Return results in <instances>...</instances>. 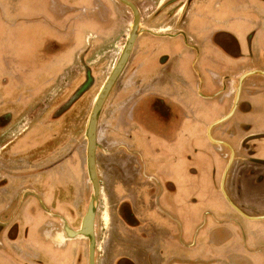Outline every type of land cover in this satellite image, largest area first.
Instances as JSON below:
<instances>
[{"label":"crops","instance_id":"obj_1","mask_svg":"<svg viewBox=\"0 0 264 264\" xmlns=\"http://www.w3.org/2000/svg\"><path fill=\"white\" fill-rule=\"evenodd\" d=\"M55 1L59 6L56 7ZM162 1L134 0L140 24L146 30L135 38L133 46L136 52L133 58L130 54L123 73L132 64L134 71L131 69L124 77L126 89L118 93L119 106L112 117L114 120L120 118L121 112L127 108L128 102L122 99L132 93L134 78L136 84L140 73L142 80H151L154 76L157 82L148 91L169 100L166 104L167 122L159 123L160 127L167 129L149 133L146 145L156 146L158 150L155 159L159 180L171 182L166 186L168 192L162 190L158 197L159 204L167 209L171 218H165L161 213H157L155 218L142 214V239L138 238V231H128L118 224L110 232L108 244L103 246L100 243V255L94 264H145L139 260L140 254L144 258L149 255L152 264H215L217 236L212 234V240H209L208 223L205 228L207 221L203 226L200 223L201 212L208 210L217 216V200H222L215 191V182L219 177L221 184L225 178L226 187L231 188L235 166L231 162L227 165V162L215 159L212 153L216 150L215 142L209 140L206 134L208 126L225 117L211 125L208 132L211 138L226 137L234 146L244 136L264 134V75L248 74L242 79L240 87L247 92L239 95L245 103L241 111H237V99L231 96L236 83L233 78L248 70L258 69L249 59L261 57L264 52V0H218L214 3L188 0L185 4L176 5L166 21L148 22V15ZM110 8L117 15L119 24L115 36L107 40L112 26L108 16ZM162 15L158 16V20ZM0 21L6 27V36L1 40L5 44L1 51L6 54H1L2 58H11L12 62H16L7 65L10 68L7 71L26 74L29 79L44 76L37 86L39 94L33 99V104L37 103L39 96L49 92L66 93L79 84L81 78L79 75L76 77L75 73L80 70L81 64L89 67L93 64L91 68L101 69L98 59L105 58L104 54L109 51L113 39L125 34L130 24L127 9L116 0H24L16 6L1 3ZM26 33L28 39L25 41ZM21 40L25 45L22 52L29 53L19 58L15 48L18 43L21 44ZM161 55L166 56L159 58ZM21 58L26 61V69H20ZM140 62L152 69L148 68L146 74L140 72ZM164 72L170 73L168 80L163 78ZM29 90L33 91V88ZM6 97L10 104L5 105L4 109H11L14 104L28 107L19 98L14 99L13 93L6 94ZM3 101L6 102L4 98ZM135 113L132 120L137 119ZM128 122L127 125L133 126ZM239 122L248 124V130L241 136H236L235 131H230L228 136L224 134V129L234 128ZM11 125L12 122L0 129L5 133L4 140L0 142V264H27L30 262L31 247L38 254L44 253L41 264H78L74 259L77 245L74 239L77 238H70L69 231L63 229L73 218L67 214L58 215L63 226L61 232H54L51 245L43 247L33 244L31 235L43 217L40 208L42 202H34V197H27L26 194L30 188L39 194V198L46 197L47 191L45 195V189L40 184L42 175L47 179V174L59 167L61 172L67 170L69 177H72L63 183L60 181L63 189L60 198L65 205L60 202L57 207L61 211L67 209L73 203L69 188L75 192L78 190L77 183L72 181L74 169L77 171L79 167L76 164L77 156L70 155L67 149L61 153L60 163L49 169L44 166L47 158L25 166L22 163L30 143L27 146L24 144L29 139L19 142L16 136L22 129L12 132ZM105 125L108 124L102 122L104 136L107 132L113 135L119 131L120 124H110L109 130ZM98 134L96 128V139ZM139 134L145 136L144 131L134 128L132 144L136 145L140 140ZM248 143L254 145L253 157L264 158L263 137L251 139ZM248 164L245 166L247 169L259 166L260 171L264 170L262 164ZM241 181L248 182L244 186L246 188L242 185L245 199L241 201L246 202L253 212L264 213V183L255 185L253 174ZM125 196L131 201L134 198L130 193ZM140 199H145V196L141 195ZM9 231L13 234L11 242L7 237ZM231 242L228 239L226 245L229 246Z\"/></svg>","mask_w":264,"mask_h":264},{"label":"flooded vegetation","instance_id":"obj_2","mask_svg":"<svg viewBox=\"0 0 264 264\" xmlns=\"http://www.w3.org/2000/svg\"><path fill=\"white\" fill-rule=\"evenodd\" d=\"M131 1L134 2V0ZM186 2H188V0H185V2H183V0H163L162 3L148 15V22H151L153 20L161 22L162 20L163 22L166 21V18L169 16L170 11L173 10L176 5H181L182 3L185 4ZM134 5L136 7L135 2ZM124 7L127 9L128 18L131 21L130 11L126 6ZM161 14L163 15L160 20H158V16ZM133 48L134 46H132L130 54H132ZM119 51L120 48L106 74H104L102 69L91 68L93 64L90 67L81 64L79 68L80 70H77L75 73L76 77H78L79 75L81 81L70 90L73 91L74 94L70 96L69 99L68 97H65L62 101L56 104L55 109L58 111L61 110L60 113L63 114L56 116L55 120L46 122L45 124H53L58 122L69 110V105L73 103L72 99L74 98L76 92L78 90L80 91L81 88V91L84 90V87L86 86H88V88L93 86L96 83L94 80L95 77L103 75L107 77L117 59ZM193 52L195 53V49H193ZM130 54L128 59L130 58ZM106 55L107 54H104L105 58L103 60H99L100 58L98 59L99 67L104 64V61L108 60V56ZM165 56L166 55H161L159 56V58H163ZM127 62L128 60L126 61L120 75L118 76V83L113 85V88L115 87L114 90L111 89V92L109 94V101L105 102L102 106V122L108 124L105 125V128L109 130L110 124L115 125L117 123V125L120 124V128L118 127L120 132L117 130V132L113 135L110 132H107L105 136L102 134L101 138L102 142L104 143L103 145H101V139H96L97 147L94 154L95 162L96 157L98 156L97 153H101L102 158L101 164L99 162L97 166L95 165L96 178L98 181V200L94 211L92 225L94 241V263L98 255H100V243L103 244V246L108 244L109 234L118 227V224H120L121 228L128 231H132L134 233L135 231H138V238L142 239V237L144 236L143 231H141L142 222L140 220L142 214H147L150 215L151 218H155V215L157 213H161L163 217L171 218L169 213H167V209L160 205L158 202L159 192L164 190L165 193H167L168 187L166 186L168 184L170 185L171 182L168 181L166 183L167 180H159L158 173H156L157 160L155 159L158 150L156 146H149L147 144L149 146L148 150L146 145L150 138L149 133H153V131L156 130L163 131L167 129H163V127H160L159 123L167 122L168 112L166 109V104L169 100L166 97L149 92L148 88L156 84L157 80L154 79V76L151 78V80L147 78L145 80H142V75L140 73V75L136 78V84H134L135 78L133 79L131 85L133 89L132 93L127 98L122 99L123 102H128L127 108L124 109L123 112H121L120 118L118 117L114 120L112 115H116V108L119 106L118 102L120 98L118 97V93L120 91H125L126 82L124 77L129 73V71H131V69H133V64L131 63L132 65H130V67L127 68L126 72L123 73L124 69L126 68ZM148 68L152 69L151 66ZM148 68L146 64L144 66V63L141 62L138 65V69L143 73L147 72ZM163 75V78L167 80L170 78L169 72H164ZM225 81L227 80L225 79ZM224 85L226 86L227 84L225 83ZM127 86H129V84ZM240 86L238 87V90L236 92L237 87L235 83V85L233 86V91L231 93L232 99L233 97H236L237 99V111H241L242 105L245 104L243 100H240L239 95H241V93L247 92L246 90H242ZM250 88L254 89L255 86H251ZM70 101L72 102L70 103ZM52 102L53 101H49L48 106ZM134 111L137 115L136 120H132ZM11 114L12 112H10L9 110H5V112L0 113V122H2L3 120H7V122H10L9 118L11 117ZM99 118L100 116L98 117V121ZM109 120H112V122H110ZM129 120L131 121L128 122ZM127 122L131 123V125L133 126L127 125ZM77 123L78 121L76 122V126L73 128V131L77 130ZM133 127L135 128V130L139 129L145 132V136H141L140 134L138 135L140 136V140L137 142V144L135 143L136 145H134V143L132 144L133 141L131 137L133 136ZM247 130L248 124L245 122H239L234 128L231 127L228 129H224V134L228 136V133H230V131H235L236 136L239 134L241 136ZM77 133L78 131L76 132V134L69 133L70 147L68 152L70 155H75L78 158L79 149L81 147L79 145L80 139ZM49 136L31 139L29 140V142L27 141L24 144L27 146L28 143L31 144V141H33V145L29 144V147H27L28 149L25 150V159L23 160L22 164H24L25 166H30L34 163H38L39 159L43 160L47 158L44 166L46 165L49 169V167L56 166L58 165V163H60V150L63 139L58 137V135L55 133L50 134ZM261 137L264 138V134H251L244 136L243 138H241L237 146L231 145L226 137H212L217 141L215 142V144L213 143L216 148V150L212 152L215 156V159L223 160L224 163H228L230 158L229 162H231L232 165L235 166L233 176L231 177V179H233V181H231V188L226 187L227 182L225 181L226 183H224L225 178L223 179L221 184L219 182V177L215 182V191L222 200L221 202L217 200V203L219 205L217 216H214V214L208 210H203L201 212L200 223L201 226H203L207 221L205 224V228L208 223L209 228L207 230V236L209 237V240H212V234H216L217 236V239L215 240V264H264V228L256 227L254 225L249 226L250 222L255 220L246 217L264 215V213H255L250 209V207H248V205L245 204L246 202H242L245 199L242 190H244L243 187L247 185L248 182L241 181L244 180L248 175L253 174L256 180L253 181L255 185L262 184V182L264 183V170L260 171L259 166L256 168H254V166L249 167L248 169L245 167L249 166L248 163H257L264 165V158H256L252 156L254 145L248 143V141L251 139H258ZM77 158L76 164L79 166V160ZM45 169L43 171H45ZM83 173V183L80 187H78V190H76V192L70 190V188L68 190L69 193L71 192L70 200L73 202L72 205L68 206L67 209L63 208L62 211L57 207L59 206V204L57 203L62 202L64 204V202L60 198V195L62 194L61 183L60 181H57L56 176L52 178L47 177L46 179L45 175H42L43 180L40 184L42 185V189H45L43 190L44 194L47 191V196H44L42 199L39 198V194L33 189L29 188V190H26L27 197H34V202H42V206L40 208L43 212V217L35 228L33 235H31L34 245H40L43 247L45 245H51V238H53L54 232H61L63 226L60 224V221L57 218L58 215L65 216V214H67L68 217H73L71 218L72 221H68V225H65V227L63 226V229L69 231V233L70 228H78L80 219L84 214L88 197L91 191V184L86 181V171L84 165ZM209 175H211V171L209 172ZM128 193L134 196L132 201L125 196ZM141 195L142 197L145 196V199L141 200ZM226 198L236 208L232 207ZM101 207L103 209L101 211L102 214L100 215ZM76 219L77 221H75ZM35 231H38L37 233H39L40 236H38ZM12 236V231H9L7 233V237L9 239L8 241H13ZM228 239H231L232 241L229 246L226 245ZM74 240L75 242H77L74 255L75 261H77L78 264H88L87 239L77 238ZM222 245H224L223 248ZM30 249L31 255L28 257L30 262H28L27 264H38V261H40L44 257V253L38 254V252L34 248L31 247ZM139 260L144 261L145 264H152L149 255H146V257L144 258L143 255L140 254ZM41 263H43V261H40V264Z\"/></svg>","mask_w":264,"mask_h":264},{"label":"rangeland","instance_id":"obj_3","mask_svg":"<svg viewBox=\"0 0 264 264\" xmlns=\"http://www.w3.org/2000/svg\"><path fill=\"white\" fill-rule=\"evenodd\" d=\"M22 2H24V0H0V6H1V3L5 6H11V5L16 6L18 3H22ZM209 2L214 3V2H218V0H208V3ZM132 3L134 4V2ZM55 4H56V7L59 6L57 1H55ZM207 6L211 8L208 4ZM24 7H25V4H24ZM114 14L115 13L110 8V13H108V16L110 17L109 19L111 20L112 26H110V30L107 33V36H108L107 40L113 37V35L116 33L117 26L119 24L117 15L115 16ZM18 15H21V12H18ZM130 18H131V12H130ZM129 22H130V19H129ZM5 28H6L5 25H3V23L0 21V113L5 112V110L7 111V109H4L5 105L10 104V102L8 101L6 97V94L9 93L11 95L13 93L14 99L19 98L20 101H24L26 103L25 105L28 106V107H22V106L18 107L17 106L18 104H14L13 107H10L11 109H8L10 112H12L11 117L9 118V121L12 122V125L10 126L11 127L10 131L16 133L22 129L20 134L16 136V139L19 142H22L23 140L27 141L28 139L31 140V139H36V138H42L43 136L48 137L50 134L55 133L58 135V137L63 139L60 153H63L70 147L69 133L76 134V132L78 131L77 134L79 135V139H80L79 145L81 147L79 149V157H78L79 167L77 171L74 169L75 176L73 177L72 181L76 182L77 186L80 187L81 184L83 183V177H84L83 165L85 166V139L83 138V132L86 126V121H87L93 100L96 94L98 93L106 77L104 75L95 77L94 80L96 83L90 88H88V86L84 87V90H82L77 96H75L72 99L73 103H71L72 101H70L71 104L69 105V110L58 122L53 123V124H45L46 122L55 120L56 116L63 114V113L62 114L60 113L61 110L58 111L55 109L56 104L62 101L65 97L66 98L68 97L69 99L70 96L74 94V92L70 90L62 94H58L55 92H49L45 96H39L37 98V103L33 104L34 103L33 99L37 97L39 94L37 86L40 83L41 79L44 78V76H38L36 79H29L26 74L22 75V73H18L15 70L13 72L7 71V69H10L7 67V65H10V64L14 65L16 62H12L11 58L3 59L1 55L5 53L4 51H1V49L5 45L4 43H1V40L5 38L6 36ZM125 34H122L121 36L114 38L112 44L109 45V51L105 53L107 54L106 56H108V60L104 61V64H102L100 67L102 71L104 72V74H106V72L109 70L110 65H112V62L119 48H121V45L125 38ZM27 36H28V33L24 35V38H26ZM27 39L28 38L24 40L26 41ZM24 46L25 45L23 44V41L21 40V44L18 43V45L15 48V51L16 53H18L19 58L21 56L23 57L25 53H29V51L22 52L24 49ZM37 51L38 50H36V52ZM132 51L133 52H132L131 58H133L134 52H136L135 48H133ZM20 52L22 53L20 54ZM249 60L250 61L252 60L251 63L257 65L258 69L264 71V52L262 53L261 57L250 58ZM20 61H22L20 64V69L21 68L26 69L27 65L25 64L26 63L25 59L21 58ZM252 76L263 78V76L261 75H252ZM117 80H118V77L115 80L114 84L118 83ZM29 88L30 89L33 88V91H30ZM114 88L112 86L111 89L114 90ZM110 92L108 93L104 103L109 101ZM3 98L6 102L3 101ZM49 101L50 102L53 101L52 103H50L51 106L50 105L48 106ZM44 106H47V107L44 108ZM99 116L100 118H99V121L97 120V127H96L99 133L97 138L99 140L101 139L100 140L101 145H103L104 143L102 142V138H101L102 137V126L101 125H102V116H103L102 107H101ZM77 121H78L77 130L73 131V128L76 126ZM10 122H7V120H3L2 122H0V129L2 127H5V125H8V123ZM40 122H42V124ZM190 128H192V126ZM2 132L3 131H0V142L3 141L5 138V135H4L5 133H2ZM196 133L198 134V130H196ZM30 145H33V141H31ZM17 146L19 148V145ZM97 155L98 156L96 157V162H95L96 166L97 164H99V162L101 164V158H102L101 153H97ZM54 176H56L57 180L61 181L62 183L64 182L65 179L68 180L72 178V177H69V175L67 174V170L66 171L63 170L61 172L59 167L52 169L51 172L48 174V177L52 178ZM101 205H102V202H101ZM102 209L103 208L101 207L100 215L102 214L101 213ZM250 224L256 227L264 228V219L252 221L250 222Z\"/></svg>","mask_w":264,"mask_h":264},{"label":"water","instance_id":"obj_4","mask_svg":"<svg viewBox=\"0 0 264 264\" xmlns=\"http://www.w3.org/2000/svg\"><path fill=\"white\" fill-rule=\"evenodd\" d=\"M126 6L130 12H131V21L128 26V30L125 34L124 41L121 45L119 54L117 56V59L105 78L103 84L101 85L98 93L96 94L87 121H86V126L83 132V138L85 139V171H86V181L91 184V191L88 197V201L86 204V208L84 211V214L82 215L80 219V223L77 229L71 230L69 233L70 238H86L87 239V245H88V264H94L93 262V249H94V241H93V230H92V225H93V218H94V211L97 205V200H98V181L96 178V169H95V149L97 147L96 143V126H97V119L101 110V107L110 92L115 80L121 73L128 57L130 54V51L132 49V46L134 44L135 38L138 33H140L144 29L141 24H140V16L138 13L137 8L135 5L129 1V0H116ZM150 32V30H147ZM248 74H263L264 71L259 70V69H251L246 72L241 73L237 77L233 78L236 82V92L238 90V87L240 86V83L242 79L248 75ZM82 89V88H81ZM80 89V91H81ZM79 90L76 92L74 97L80 92ZM236 99V97H235ZM225 117L214 121L208 126L207 129V137L209 140H212L214 142H217L211 136L209 135V127L220 120L224 119ZM230 161V158H229ZM228 161V163H229ZM227 163V165H228ZM227 199V198H226ZM227 201L229 204L236 208L228 199ZM249 219L252 220H258V219H264V215H258V216H246Z\"/></svg>","mask_w":264,"mask_h":264}]
</instances>
